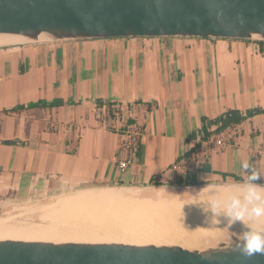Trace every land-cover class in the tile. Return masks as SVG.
<instances>
[{
  "label": "crops",
  "instance_id": "obj_1",
  "mask_svg": "<svg viewBox=\"0 0 264 264\" xmlns=\"http://www.w3.org/2000/svg\"><path fill=\"white\" fill-rule=\"evenodd\" d=\"M110 110L117 114L97 118ZM233 116L241 120L224 126ZM129 124L142 129L134 153L120 147ZM245 161L264 174V41L125 37L0 47V199L178 187L190 178L229 185L243 179ZM181 163L188 171L175 168Z\"/></svg>",
  "mask_w": 264,
  "mask_h": 264
},
{
  "label": "water",
  "instance_id": "obj_2",
  "mask_svg": "<svg viewBox=\"0 0 264 264\" xmlns=\"http://www.w3.org/2000/svg\"><path fill=\"white\" fill-rule=\"evenodd\" d=\"M0 34L21 37L3 46L125 37L264 41V0H0ZM240 238L203 249L0 239V264H264V254L236 249Z\"/></svg>",
  "mask_w": 264,
  "mask_h": 264
},
{
  "label": "bare ground",
  "instance_id": "obj_3",
  "mask_svg": "<svg viewBox=\"0 0 264 264\" xmlns=\"http://www.w3.org/2000/svg\"><path fill=\"white\" fill-rule=\"evenodd\" d=\"M20 41L21 37L0 34V46ZM208 187L80 190L53 204L51 219L44 226L26 228L0 220V239L176 244L203 249L227 242L230 235L242 237L248 225L230 223L223 214L212 213L206 202Z\"/></svg>",
  "mask_w": 264,
  "mask_h": 264
},
{
  "label": "clouds",
  "instance_id": "obj_4",
  "mask_svg": "<svg viewBox=\"0 0 264 264\" xmlns=\"http://www.w3.org/2000/svg\"><path fill=\"white\" fill-rule=\"evenodd\" d=\"M241 168L245 173L241 181L223 187L209 186L206 202L212 213L223 214L230 223L248 225L235 247L251 257L264 254V185L255 183L264 174L247 161L241 163Z\"/></svg>",
  "mask_w": 264,
  "mask_h": 264
},
{
  "label": "rangeland",
  "instance_id": "obj_5",
  "mask_svg": "<svg viewBox=\"0 0 264 264\" xmlns=\"http://www.w3.org/2000/svg\"><path fill=\"white\" fill-rule=\"evenodd\" d=\"M92 188H96V187H92ZM100 188H105V187H98L96 189H100ZM109 188L130 189V187H122V186L109 187ZM189 188L190 186H182V187H166L165 189L173 191V190H181V189L187 190ZM153 189L154 188H142V190L140 191L148 192V191H152ZM79 191L80 190L58 191V192L49 193L47 195H40V194L34 196L31 195L29 198L18 197L16 200L0 199V220L11 221L12 223H16L17 225L26 228L44 226L48 224V220L51 219V209H50L51 206L55 203H58V201L67 198L68 196L73 195L74 193H77Z\"/></svg>",
  "mask_w": 264,
  "mask_h": 264
},
{
  "label": "built area",
  "instance_id": "obj_6",
  "mask_svg": "<svg viewBox=\"0 0 264 264\" xmlns=\"http://www.w3.org/2000/svg\"><path fill=\"white\" fill-rule=\"evenodd\" d=\"M113 114L116 115L117 111L116 110H110L107 111L106 114L102 113V112H98L97 113V118L99 120H105V117L107 116V114ZM141 134H142V129L139 128L138 126L135 125H126L125 126V131H124V140L122 142V144L120 145L121 148H124L126 150H128L129 152H135L138 149V144H139V140L141 138ZM222 143L221 139H218L216 141V144L220 145ZM132 153V154H133ZM133 155L128 156V158L121 160L120 162H118V168L120 170H124L125 168L128 167V165H130L133 162ZM176 169H182L183 171H188L189 169V165H185V163H181V164H176L175 165Z\"/></svg>",
  "mask_w": 264,
  "mask_h": 264
},
{
  "label": "trees",
  "instance_id": "obj_7",
  "mask_svg": "<svg viewBox=\"0 0 264 264\" xmlns=\"http://www.w3.org/2000/svg\"><path fill=\"white\" fill-rule=\"evenodd\" d=\"M241 120L240 117L237 116H233L232 118L230 117L227 121H225L224 126H227L231 123H235V122H239ZM175 185H179V186H195V185H199L194 179H188L187 181L183 182H176Z\"/></svg>",
  "mask_w": 264,
  "mask_h": 264
}]
</instances>
